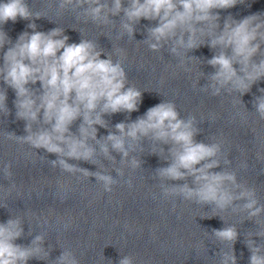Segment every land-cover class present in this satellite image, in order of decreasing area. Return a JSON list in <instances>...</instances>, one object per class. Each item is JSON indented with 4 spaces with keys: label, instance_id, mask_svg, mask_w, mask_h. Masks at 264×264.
I'll use <instances>...</instances> for the list:
<instances>
[{
    "label": "clouds",
    "instance_id": "obj_1",
    "mask_svg": "<svg viewBox=\"0 0 264 264\" xmlns=\"http://www.w3.org/2000/svg\"><path fill=\"white\" fill-rule=\"evenodd\" d=\"M238 3L241 0H59L58 7L80 9L91 22L100 25L113 23L111 17L123 13L120 27L130 37L142 19L155 21V26L146 29L144 43L152 51H159L170 43L169 51L181 58V66L183 56L208 37V46L219 51L207 61L216 71L209 77L205 90L210 88L213 96H219L227 88L229 93L235 91L243 96L254 84L264 80V13L239 20L229 14L221 26L219 10ZM18 18L34 21L42 16L32 12L27 0H0V51L3 52L0 81L13 89L15 116L25 121L26 132L23 136L6 132V139L54 154L53 167L94 177L108 193L118 183L111 174L91 172L68 163V160L96 163V147L88 144L89 139L96 140L100 152L110 160L115 161L112 152L120 154L122 163L128 159L133 144L143 139L169 145L171 162L157 168L156 177L164 182L183 183H162L164 197L209 205L220 212L228 209L245 212L246 219L258 225V231L250 233L245 242L250 252L249 264H264V244H257L253 239L254 236L264 239V224L257 219L264 214V204H260L255 187L238 181L235 171L221 168L223 139L213 137L211 143L198 142L195 118L182 119L175 103L166 100L150 107L134 121L115 124L114 131L98 140L96 126L108 128L105 116L130 115L139 110L142 101L141 90L127 86L122 59L113 60L111 55L101 58L103 50L92 40L69 43L61 28L47 33L36 31L34 22L27 25L31 33L22 32L13 44L3 25L9 21L15 23ZM6 44L11 46L4 51ZM115 52L120 57L125 55L120 48ZM257 56L261 58L257 60ZM37 83L39 88L33 87ZM259 92L262 94L254 96L252 103L259 119L264 120V88ZM6 101V92H0V111L8 116L10 109ZM78 119L82 122L77 135L70 128ZM34 124L41 126L34 129ZM257 158L264 159L259 153ZM129 163L132 169H137L142 162L133 157ZM230 163L224 159L225 165ZM2 171L4 178L11 180V164H4ZM116 171L123 175L120 169ZM126 183L132 187L130 180ZM15 186L13 183L12 187ZM211 235L231 245L230 252L221 253L219 264H237L233 247L239 235L237 227L229 224L213 229ZM23 236L21 218L10 216L6 222H0V264H28L32 259H49L50 251L43 247V236H35L28 245L16 243ZM55 264H79V261L71 251L63 250ZM118 264L135 262L127 255Z\"/></svg>",
    "mask_w": 264,
    "mask_h": 264
}]
</instances>
